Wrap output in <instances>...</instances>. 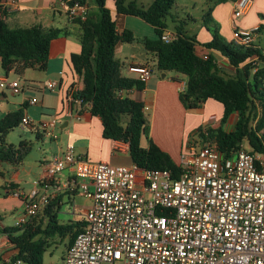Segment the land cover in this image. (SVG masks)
Here are the masks:
<instances>
[{"label":"built area","instance_id":"obj_1","mask_svg":"<svg viewBox=\"0 0 264 264\" xmlns=\"http://www.w3.org/2000/svg\"><path fill=\"white\" fill-rule=\"evenodd\" d=\"M250 3L235 0L234 17H243ZM61 4L70 17L86 16L87 8L79 1ZM260 27L236 28L233 43L254 45ZM175 38V34L165 33L162 41L170 43ZM130 71L144 83L151 78L148 66H132ZM58 88L57 82L46 85L51 91ZM4 89L17 95L24 92L18 79L0 78V90ZM131 91L121 90L118 96L125 97ZM28 102L36 105L38 100L30 98ZM67 104L72 107L84 102L71 94ZM85 105L91 108L92 102ZM58 123L57 114L37 123L24 115L21 125L57 139ZM129 147L128 142L120 141L115 150L128 152ZM75 150L68 144L43 165V177L34 181L25 195L23 212L15 223V228H22L36 218L53 198L49 185L55 176L71 170L72 189L92 200V206L63 263L264 264L263 155L241 149L225 160L212 141H203L200 148L193 142L181 154V171L174 177L169 170L142 168L135 163L91 162ZM21 263L17 260L14 264ZM6 264H12V259Z\"/></svg>","mask_w":264,"mask_h":264},{"label":"trees","instance_id":"obj_2","mask_svg":"<svg viewBox=\"0 0 264 264\" xmlns=\"http://www.w3.org/2000/svg\"><path fill=\"white\" fill-rule=\"evenodd\" d=\"M84 3L85 0H74ZM100 9L97 20H78L81 26L82 52L72 55L77 73L85 78V88L74 94L84 104L92 102L90 111L101 119L103 137L130 144L129 153L133 163L142 168L169 170L178 177L181 168L169 154L154 142L145 148L143 138L149 135L148 120L144 105L130 96L119 97L121 90L142 91L146 83L138 78L120 74L121 63L116 57L119 43H132L135 38L129 30L120 33L107 0H96ZM177 0H153L148 7L139 6L137 0H114L119 14L141 18L155 29L156 39H144L145 49L156 58L161 72H177L187 77L186 89L181 101L186 109L199 108L209 99H215L224 107V117L217 129L208 128L200 136L212 141L223 159L233 158L245 143L251 151L264 156V51L257 44L240 46L226 43L218 29L204 46L220 52L235 69V75L222 74L215 58L205 60L196 53L198 40L184 32L185 23L176 27V38L170 43L162 41L168 29L167 19ZM210 11L206 14L210 17ZM5 11L0 7V59L6 75L11 72L21 76L28 69L45 70L53 40L65 33L63 29L37 27L10 28L4 20ZM210 19V18H209ZM205 22L208 20L205 18ZM254 72V73H253ZM24 106H27L25 104ZM24 110L7 114L0 119V162H17L28 153L30 146L6 144L8 134L21 125ZM236 117L232 129L225 125ZM42 229L31 222L22 228L4 230L18 251L12 259L23 264H43L49 238L55 234L72 232L73 225H58L56 218ZM78 234V233H77Z\"/></svg>","mask_w":264,"mask_h":264},{"label":"crops","instance_id":"obj_3","mask_svg":"<svg viewBox=\"0 0 264 264\" xmlns=\"http://www.w3.org/2000/svg\"><path fill=\"white\" fill-rule=\"evenodd\" d=\"M62 1L74 0H0V7L5 11L4 20L10 28L42 26L46 29L65 30L64 34L51 43L49 60H47L48 63L45 70L35 68V70L45 73L46 81L33 80L23 86V93L27 90L37 92L40 93L42 99L31 97L38 100L36 105H29L28 101L30 98L24 99L21 104L14 107L10 106L9 103H6L4 108L0 105V119L9 113L23 109L24 115L35 123L45 119L44 116L51 117L57 114L61 124L59 127L61 133L59 137L57 136V139L44 135L37 128L20 125L22 128L29 129L36 142L32 140L29 142L22 141L30 146V151L20 161L7 162L10 164L7 170L12 172V174L9 179H5L4 183L0 185V264H6V261L13 259L18 252L4 230L15 229V223L24 209L25 195L29 194L25 192L26 184H30L33 187V182L43 177V165L54 156L59 155L68 144L74 145L78 155L91 162H108L113 165H122V163L131 165L133 163L129 152L115 150L116 145L120 141L108 140L103 137L102 121L99 117L92 115L89 107L85 104L67 106L68 97L71 94L74 95L83 91L85 88L84 75L77 73L72 63V55H79L82 52V45L79 39L81 26L78 20L91 19L96 21L97 16L100 14V9L96 0H85L83 4L87 8L86 16L84 18H73L70 17L71 15L67 9L62 6ZM222 1H226L230 8L227 21L221 20L218 12ZM234 1L217 0L214 3L212 0H205L207 10H203V13L206 15L209 10L213 9L211 17L221 20L219 22V24L221 23L219 25L221 32H224L223 29L226 28L229 34L233 33L236 28L253 29L260 25L257 40L254 42L258 45L257 41L261 39L264 32V0H251L247 13L240 18H235L233 15ZM127 2L131 1L127 0ZM106 5L112 12V18L116 20L118 31L122 33L124 30H129L135 38L132 43L121 42L116 47V57L121 63L120 74L125 77L137 78L138 75L132 73L130 67L148 66L151 69V78L146 83L145 89L142 91L132 90L128 96L137 102L143 103L144 107L148 108L145 115L151 118L149 140L154 142L162 151L169 154L173 161L179 164L181 154L187 152L188 147L186 149L185 147L193 133H198L197 141L203 142L206 140L200 136L199 129H202L203 132L208 128L217 129L221 126V121L224 117V107L215 99H209L199 108L186 109L180 95L186 89L187 77L177 72L164 73L159 71L155 64L156 58L145 49L143 40L156 39L155 29L150 25L153 28L154 36L139 35V32L135 29L136 26H133L134 21L131 20L135 19L141 23L143 21L141 18L119 14L114 0H107ZM242 18L244 19L239 21ZM190 19L195 23L198 21L191 16ZM182 21L186 20L179 17L177 19L174 18V30H171L168 26L166 33L176 35V27ZM184 23L186 35L196 37L198 40L196 46L197 55L199 57L203 55L213 56L221 70H227L234 76L235 69L229 65V60L220 52L204 46V44L213 39L211 29L206 26L205 20H203V25L194 30H189L188 25H186L187 22ZM190 31H192V34H190ZM136 43L138 44V51L135 53L132 51H134ZM2 72L5 73L1 67L0 59V78L10 80V74L13 72L9 75H6V73L2 74ZM49 82H57L59 88L55 91L46 89V85ZM7 91L11 93L9 89L0 90V103L1 101L4 103L7 100ZM25 104L27 106H24ZM31 106H40L42 108V118L37 122L35 121L36 119L30 116ZM235 120L236 117H232L225 125V129H232ZM36 146L40 148L42 155L39 160L37 157L32 163L27 164L26 162L29 161L28 158ZM144 147L147 148L148 146ZM126 155L130 156L129 159H126ZM4 163L5 161L0 162V169L3 168ZM23 173L31 176L32 180L25 181L22 177ZM73 179L74 175L71 170L59 172L55 176V180L49 185V193L53 195L50 204L41 210L39 215L31 222L34 226H40L45 229L52 222L50 217H54L58 225H73L72 232L64 235L60 234L62 243H65L63 259L69 247L73 244L77 233L83 228L85 215L92 206V200L85 197L78 189H72ZM77 182L79 183L81 180L78 179ZM18 191L22 193L21 196L15 195ZM82 198H86L89 201L84 204L81 202ZM7 211L12 213V222H7L5 217ZM55 236L56 234L51 238Z\"/></svg>","mask_w":264,"mask_h":264},{"label":"rangeland","instance_id":"obj_4","mask_svg":"<svg viewBox=\"0 0 264 264\" xmlns=\"http://www.w3.org/2000/svg\"><path fill=\"white\" fill-rule=\"evenodd\" d=\"M129 1H133V0H129ZM207 1V0H206ZM214 1V3L217 2V0H212ZM139 6H144V7H148L150 4H152L153 0H139L137 1ZM211 4V3H210ZM204 8V9H203ZM207 8V6L205 5V0H177L175 6L173 7L172 11H171V15L168 16L167 19V23L168 26L171 30H174V22L173 19H177L178 17L180 19H185L186 21H182V22H187L186 25H188L189 30H194L197 29V27L203 25V20L206 18L208 21L206 22V26L211 29V33L214 37V30L218 29L220 32V35L223 37V39L225 40L226 43H231L233 42V38H232V33L229 34L228 30L225 28L223 29L224 32H221V29L219 28V25H221V23L219 24V22L221 20H226L229 16L230 13V8L229 5L226 1H222L221 2V6L219 9V15L221 17V20H216V18H214L213 16L211 17V14L213 12V9H211L210 11V17L207 15H205L203 13V10H205ZM207 10V9H206ZM209 10V9H208ZM209 13V11H208ZM190 16L192 18H195L196 20H198L196 23L192 22V20L190 19ZM177 17V18H176ZM133 18V17H132ZM131 18V19H132ZM210 18V19H209ZM203 19V20H202ZM244 18L240 19L239 21L243 20ZM131 21L133 22V26H136V30L137 32H139V35H153L154 36V31L153 28L145 23V22H137V20L133 19ZM225 21V22H226ZM196 26V27H195ZM190 34H192V31H190ZM258 45L264 49V32L262 33V37L261 39H259L257 41ZM138 44L136 43V47L134 48V51L132 52H137L138 51ZM222 74L226 77H230L232 76L230 74L229 71H224L221 70ZM254 73V72H253ZM2 74H5L4 72H2ZM13 79H18L21 82L22 86H25V84L30 83L33 80L36 81H46V75L43 71H39V70H35V69H28V71H26L23 75L18 76L14 73L10 74V80ZM7 96V100L4 101V103H0L1 106H3V108L5 107L6 103H9L10 106H17L19 104H21L23 102V100H27L28 98L31 97H36L37 99L41 100L42 96L40 95V93L37 92H33V91H29L27 90L25 93L22 94H13L12 92H8L6 93ZM0 106V109H1ZM2 108V109H3ZM42 108L40 106H31L30 108V116L33 117L34 119H36L35 121H39L42 118ZM49 114V113H48ZM45 119H48V116H44ZM148 120V129L149 130L151 128V118L147 117ZM61 126L60 123H58V126L56 127V134L59 137L60 133H61V129L59 128ZM150 131V130H149ZM198 133H193L188 140L187 146L185 147V149L193 143L195 142V145L197 148H200L203 144V142H198L195 141L198 138ZM32 140L33 142H36L35 137L31 134V132L29 131V129H25L22 128V126H19L15 129H13L7 136L6 138V144L8 145H14V146H19L20 143L22 141H30ZM143 144L144 146H149L150 144V140L148 138V135L143 139ZM39 147H35V149H33V153L29 156V161H27L26 163H32L33 160L37 159L41 157L42 155V151L39 150ZM243 149H247L250 150L249 146L247 143L244 144ZM126 159H129V155L125 156ZM10 164L5 162L3 164V168L0 169V185H2L4 183L5 179H9L12 172H10L8 169V167ZM36 165V162H35ZM122 165H128V164H123ZM25 181L27 180H32L31 176H28L27 173H23V176ZM31 186L30 184H26L25 186V192L29 193L31 191ZM89 200L86 198H82L81 202L86 204ZM7 214L5 215L7 222H12L13 218H12V213L7 211ZM48 240V244H47V249L46 252L44 254V259H43V264H65L64 262V251H65V243H62L61 241V236L60 234H56L55 237L51 238V239H47Z\"/></svg>","mask_w":264,"mask_h":264}]
</instances>
